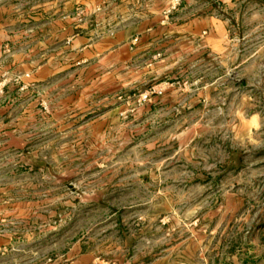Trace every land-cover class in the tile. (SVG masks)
<instances>
[{"label":"rangeland","instance_id":"rangeland-1","mask_svg":"<svg viewBox=\"0 0 264 264\" xmlns=\"http://www.w3.org/2000/svg\"><path fill=\"white\" fill-rule=\"evenodd\" d=\"M66 1L86 63L0 64V264H264V0H195L194 45L183 0Z\"/></svg>","mask_w":264,"mask_h":264},{"label":"crops","instance_id":"crops-1","mask_svg":"<svg viewBox=\"0 0 264 264\" xmlns=\"http://www.w3.org/2000/svg\"><path fill=\"white\" fill-rule=\"evenodd\" d=\"M163 3L166 6L168 0L159 2L160 12H163V8H165ZM159 9L156 10L158 13ZM185 9L191 13V17L185 21L186 23L183 26L191 30L192 38L190 36L181 37L179 40L181 42L185 41L187 45L191 43L194 45L196 40V1L183 0L181 10L185 11ZM73 20L72 5L66 0L63 5H58L56 0H47L44 3L39 0L38 3L34 2L32 6H26L20 0H0V64L15 58L19 63L30 67L33 77L38 81L53 80V78L61 75L64 77L71 76L74 55L79 56V52L74 54V50L82 51V57L80 56V58L84 59L81 63H86L88 60L83 57L88 52L86 51L88 40L79 36V34L74 36ZM150 23H152V20H150ZM113 47L115 49L131 50L128 44L121 40H114ZM11 51L13 54H10ZM1 69L2 66H0ZM162 69L159 68L160 72L169 68L162 67ZM64 88L65 90L68 89L66 85ZM177 92L180 91L172 87L165 91L166 94ZM3 153H5V150L4 152L0 150V156ZM83 248L82 243L74 247L77 257L73 264H90L87 263L88 261H84L89 255L85 253ZM145 249L141 261L138 262L124 257L119 258L116 264H153L151 258L147 259V250ZM149 253L151 254V250H149ZM161 259V264H169L165 254L164 256L162 254ZM236 264L246 263L241 261V263Z\"/></svg>","mask_w":264,"mask_h":264}]
</instances>
